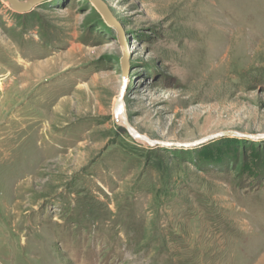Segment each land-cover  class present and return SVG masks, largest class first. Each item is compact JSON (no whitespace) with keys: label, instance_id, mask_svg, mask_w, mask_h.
Wrapping results in <instances>:
<instances>
[{"label":"rangeland","instance_id":"1","mask_svg":"<svg viewBox=\"0 0 264 264\" xmlns=\"http://www.w3.org/2000/svg\"><path fill=\"white\" fill-rule=\"evenodd\" d=\"M102 1L166 144L89 0H0V264H264V0Z\"/></svg>","mask_w":264,"mask_h":264},{"label":"water","instance_id":"2","mask_svg":"<svg viewBox=\"0 0 264 264\" xmlns=\"http://www.w3.org/2000/svg\"><path fill=\"white\" fill-rule=\"evenodd\" d=\"M9 7L12 9V11L16 13H26L29 12L31 9L36 7L37 4L40 2H43L44 0H6ZM93 6L96 7L97 11L101 14L103 20L106 22L108 26L113 28L117 32L118 41L119 44L124 47L126 41H125V31L122 27V25L115 19V17L110 12L109 8L104 4L102 0H89ZM129 51L128 48L125 49L123 56H122V78H123V85L121 87L119 96L116 99V102L114 104V115H121L122 121L119 122L120 125H124L126 127L127 132L134 138H138L142 141H144L146 144L154 146V145H165L166 143L153 140L148 138L147 136L138 133L135 129H133L127 122L126 116L124 113V104H123V98L125 96L126 92V81H127V75H128V69H129ZM117 118V117H116ZM118 121V119H117ZM223 136H237V137H246V133H238L234 131H223L219 133H215L212 135H209L207 137H204L202 139H199L197 141H194L190 143L191 145H198L200 143H203L208 140H213L217 137H223ZM260 138H264V134L257 135ZM189 144V143H188Z\"/></svg>","mask_w":264,"mask_h":264},{"label":"bare ground","instance_id":"3","mask_svg":"<svg viewBox=\"0 0 264 264\" xmlns=\"http://www.w3.org/2000/svg\"><path fill=\"white\" fill-rule=\"evenodd\" d=\"M124 39H125V38H124ZM127 46L129 47V43H127V45H126V43H125V45H124V47H123V51H125V49L127 48ZM125 83L127 84V81H126ZM116 117H117V119H118L119 122L122 121V116H121V115H117ZM143 142H144V141H143Z\"/></svg>","mask_w":264,"mask_h":264}]
</instances>
